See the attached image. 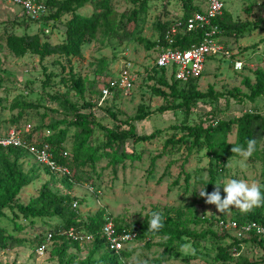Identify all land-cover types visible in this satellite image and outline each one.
Masks as SVG:
<instances>
[{
    "label": "rangeland",
    "instance_id": "374dc122",
    "mask_svg": "<svg viewBox=\"0 0 264 264\" xmlns=\"http://www.w3.org/2000/svg\"><path fill=\"white\" fill-rule=\"evenodd\" d=\"M223 1L225 9L220 17L226 24L264 21V0ZM110 2L109 25L102 26L95 39L83 47L81 58L65 59L53 56L42 62L32 55L19 58L13 56L5 47L6 34L38 33L42 39L57 44L63 39V23L70 15L61 18L57 23L49 22L40 26V20H25L18 7L0 3L1 131L25 124L53 125L63 120H72L69 105H79L81 100L69 87V69H72L74 76L83 80L86 87L84 100L94 105L91 110L83 112L91 111L99 126L109 129L116 126L106 110H110L116 114L118 120L123 121L134 118L142 109V115H149L144 120L135 122L137 134L153 133L155 138L136 145L127 143V152H134L138 158H128L116 165L103 158L93 167L72 169L83 181L87 179V175L90 176L88 183L75 181L69 190L71 196L83 200L77 207L81 219L87 221L96 212L103 211L105 217L118 220L119 226H127L134 222H143L151 210H156L162 214L163 219L170 220L173 226L200 237L198 246L193 247L190 242H186L184 245L189 247H182L178 258L172 256L165 264H220L214 260L216 246H226L236 237L234 232L222 228L219 223L235 221L247 211L233 207L220 213L215 205L207 204L205 198L199 195V190L203 187L208 193L213 190V187L209 191L206 190L208 158L205 150L194 148L189 151L186 143L179 149H165L164 142L179 140L183 135L181 128L185 125L205 128L214 121H227L245 113L254 114L264 120V97L255 100L245 98L242 103L228 96L215 100L206 99L196 102L188 114L181 110L159 113V107L171 105L154 96L150 90L151 87L158 86V75L152 74L151 66L161 46L146 49L139 39L157 42L166 25L186 17L191 11L201 10V0H191V7L185 6L180 0H149L146 12L141 13L137 20L131 23L119 22L121 15H126L134 8L130 0ZM92 12L94 9L90 5L77 11L79 15L86 17ZM46 30L49 33L43 35ZM220 42L232 53V58L239 57L244 60V67L240 71L235 70L232 60L222 57L209 58L205 62L202 76L194 82L197 90L205 92L212 87L215 92L225 93L237 89L238 94L244 96L249 92L242 85L243 79L248 78L253 84L254 72L263 70L260 68V59L264 55L263 24L238 39L221 34ZM124 62L133 64L136 77L132 89L113 91L102 99L100 88L116 77ZM49 74L52 77L48 86L44 87L43 83ZM166 75L169 81L170 74ZM55 98H59L62 104ZM56 129L67 131L64 145L65 151L70 154L75 129L65 124H60ZM254 132L257 142L250 157L245 159L232 152L234 145L228 147L230 157L226 174L220 173L222 176L216 183L221 184L222 197L226 195L223 192V184L231 178L256 181L264 185V131L256 125ZM103 138V132L96 127L88 146L95 147ZM228 141L229 144L235 142L234 133L228 136ZM33 163L30 157L22 160L23 170H33L35 180L20 192L18 200L21 203L26 204L35 197L41 185L46 182H50L60 192H65V182L52 180L46 171ZM252 209L264 215V205ZM23 224L26 223L23 221ZM2 225L12 230L10 224ZM50 225L53 224L38 222L33 227H27L18 236L35 243L39 240L44 242ZM158 241L159 239L150 241L148 246L136 239L125 246L121 260L125 264H135L138 258L148 260V264H152L151 261L162 253V249L156 244ZM92 242L93 239L88 236L78 248L69 249L67 257H73V264H78L92 251ZM263 248L257 241L245 237L240 242V251L236 253L238 255H235V260L226 264H242L244 260L264 264ZM37 249H0V264H58L52 242L47 243L43 255H39Z\"/></svg>",
    "mask_w": 264,
    "mask_h": 264
},
{
    "label": "trees",
    "instance_id": "16d2710c",
    "mask_svg": "<svg viewBox=\"0 0 264 264\" xmlns=\"http://www.w3.org/2000/svg\"><path fill=\"white\" fill-rule=\"evenodd\" d=\"M111 0H44L46 13L42 15L40 26L47 25V23H57L61 18L70 15L63 23V39L60 43L51 44L48 40L42 39L38 33L33 35L22 34L16 35L12 33L6 34L4 39L5 47L15 57H23L32 55L39 59V62L47 58L56 56L65 59L81 58L82 50L86 44L93 41L102 26L107 27L110 23L109 16L111 13ZM149 0H130L134 8L126 15H121L119 22L131 23L135 22L141 13L146 12L147 3ZM184 2L185 6L191 7V0H180ZM90 5L94 12L89 17L81 16L77 13L78 10ZM191 11L186 17L194 12ZM224 12V10H223ZM22 14V12H21ZM25 20H29L25 18ZM184 17V18H186ZM31 21V20H29ZM37 21V20H35ZM220 29V34L236 39L242 38L254 31L263 24L264 21L256 23H236L226 24L221 17L215 21ZM169 26V25H168ZM167 25L162 30L157 42H150L145 39H139L146 49H151L156 46H165L163 41V33L168 27ZM49 32H47L48 34ZM45 35L44 33H42ZM202 38L201 32H191L182 35L176 39L173 47L181 50L189 49L193 44H197ZM153 73L158 75L157 87H151V93L154 96L160 97L166 103L171 105H164L157 109L159 113L169 112L172 110H181L186 114L190 113L193 105L198 101H205L206 99H218L224 97H231L238 102H243V99L255 100L264 97V71L257 70L254 72L255 78L252 84L248 78H244L242 85L249 93L241 96L237 89L231 92H215L212 87H209L205 92L197 90V79L189 81L187 84H179L174 80L170 74L169 81L167 80V72L165 70L152 69ZM52 75L46 76L43 86H48ZM199 79V78H198ZM70 89L76 92V95L81 100V103L70 104V110L73 118L70 121L63 120L60 123L53 125L34 126L33 132L40 135L43 130H50L53 134L45 138L43 141L47 142L52 147V152L56 160L65 164L71 171L72 177L62 178L52 175L46 169L42 168L48 173L52 180L65 182V192H60L52 186L50 182L41 185L38 194L31 198L26 204L21 203L19 199L20 192L31 185L35 180L34 171L25 172L22 168V160L29 158L28 154L23 149H3L0 148V249L12 250L16 248H26L36 250L40 247L42 240L38 242L30 241L26 238L19 237L27 227H33L38 222L52 223L49 226L51 234V242L54 244L55 253L58 264H73L74 258L67 257V252L71 248H78L82 242L73 241L66 236L69 229H74L76 232H82L93 239L92 251L90 254L78 264H125L121 260L124 251L120 255L109 251L105 238L101 234V228L105 222L104 212H96L89 220L81 219L77 208H73V202H83L70 195L69 190L74 185L75 181L88 183L90 176L87 175L85 181L81 176L73 172V168L78 167H93V165L100 159L106 158L109 163L116 165L122 163L128 158H138L134 152H127V143L140 144L145 143L155 138L151 134H137L135 122L144 120L149 114L142 115L141 109L139 114L134 118H128L123 121L118 120L116 114L110 110H106L108 116L116 123L115 128L109 129L99 126L95 116L91 111L84 113L83 111L91 110L94 105L84 100L86 87L80 77L73 75L72 69L68 71V80ZM60 104L62 102L59 98H55ZM17 121V119H15ZM60 124H65L67 127L75 129L72 140L71 153L66 159L63 158L62 152H65V141L67 136L66 130L56 131V127ZM259 126L261 131H264V120L260 119L254 114L245 113L240 117L229 119L227 121H214L207 127L202 126H188L181 128L183 133L179 140H166L164 142L165 149L181 147L183 143L189 146V151L196 148L198 150H205L208 158L206 190H215V184L218 178L222 176L220 173L226 174L228 165V158L230 157L229 145L247 147L249 139H255L254 127ZM1 126V125H0ZM98 127L103 132V141L95 147L88 146V141L94 135V129ZM235 134V144H229L228 136ZM257 142V140H256ZM264 153V149H263ZM153 163V162H152ZM37 167L38 166L36 163ZM41 168V167H40ZM94 171V169H92ZM156 210H151L145 217L143 222H134L127 226H119L118 220H113L116 234L124 231H132L136 233V239L142 243L150 245L149 242L159 239L156 242L157 246L162 249V253L156 259L151 261L152 264H165L172 256L178 258V252L182 249L186 242H190L193 247L200 243V237L191 234L185 229H180L173 226L170 220L163 219V228L159 231H150L148 221L151 214ZM22 221V222H21ZM23 221L26 224H23ZM239 224L256 222L264 225V215L258 210H249L245 215L235 219ZM10 224L12 230L2 224ZM46 234V236H47ZM46 238V237H45ZM185 239V241H183ZM251 240L257 241L258 245L263 248L264 237L251 236ZM242 241V240H241ZM236 238L226 246H216V254L214 260L220 264H226L235 260V254L240 251V242ZM264 249V248H263ZM97 256V258H95ZM64 258L66 261L64 262ZM242 264H258L257 262L243 261Z\"/></svg>",
    "mask_w": 264,
    "mask_h": 264
},
{
    "label": "built area",
    "instance_id": "2783aa9c",
    "mask_svg": "<svg viewBox=\"0 0 264 264\" xmlns=\"http://www.w3.org/2000/svg\"><path fill=\"white\" fill-rule=\"evenodd\" d=\"M0 3L18 7L25 18L31 21L38 20L47 11L44 0H0ZM201 3L202 9L199 12H194L186 18L183 17L166 28L163 33V41L166 45L161 47L151 66V69L157 71L165 70L167 73L172 74L174 80L182 85L200 78L204 72L206 60L212 57L232 60L235 70L240 71L244 67V60L239 57L232 58V53L220 42V29L215 21L225 9L224 1L201 0ZM197 31L202 34V38L197 44H193L186 50L173 47L178 37ZM47 32L46 30L45 33ZM260 68L264 70V55L260 59ZM135 77L133 64L124 62L116 77L108 80L100 88L101 98L105 99L113 91L131 90ZM33 128V125L25 124L1 131L0 126V148L23 149L34 163L46 169L52 175L71 179L72 173L70 169L56 160L51 145L43 141L45 138L50 137L53 132L43 130L38 135L33 132ZM62 156L66 159L68 153L66 151L62 152ZM91 191L93 190L91 189ZM72 206L77 208L78 203L75 201ZM104 219L105 222L101 228V234L105 238L108 250L119 256L127 244L136 240V233L127 230L116 234L113 219L109 216ZM219 225L234 232L236 239L239 241L251 236L264 237V225L260 223L248 222L239 224L236 221H231L227 224L220 222ZM66 236L73 241L79 242H83L88 237V235L79 231L76 232L74 229H69L66 232ZM50 242L51 234L48 233L44 242L37 249V253L43 255L47 243Z\"/></svg>",
    "mask_w": 264,
    "mask_h": 264
},
{
    "label": "clouds",
    "instance_id": "9594fccd",
    "mask_svg": "<svg viewBox=\"0 0 264 264\" xmlns=\"http://www.w3.org/2000/svg\"><path fill=\"white\" fill-rule=\"evenodd\" d=\"M256 140L249 139L247 141V147L234 146L231 151L244 157L245 159L250 157L255 151ZM215 190L211 193L205 191L204 187L199 190V195L205 198L207 204L215 205L216 209L220 213H224L231 208H239L241 211H249L253 207L264 205V185L259 184L256 181L248 182L244 179H228L223 184V192L226 194L222 197L220 186L221 184H215ZM150 231H159L163 228V216L159 212H153L151 218L148 221ZM185 249L189 246L184 245ZM135 264H148V260L136 259Z\"/></svg>",
    "mask_w": 264,
    "mask_h": 264
}]
</instances>
